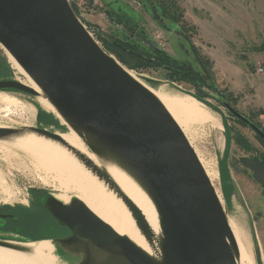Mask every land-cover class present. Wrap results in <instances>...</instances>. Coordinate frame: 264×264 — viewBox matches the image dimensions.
<instances>
[{
    "label": "water",
    "instance_id": "95a60500",
    "mask_svg": "<svg viewBox=\"0 0 264 264\" xmlns=\"http://www.w3.org/2000/svg\"><path fill=\"white\" fill-rule=\"evenodd\" d=\"M0 45L89 150L119 164L156 208L162 232L158 258L117 233L83 201L74 198L64 204L51 194L46 209L72 232L57 243L81 256L79 264H238L239 248L226 211L183 131L162 102L99 46L69 0H0ZM177 89L221 115L225 149L219 176L231 209L235 184L229 165L233 144L229 119L207 98ZM0 90L39 96L14 79H1ZM224 106L264 141L263 130L229 104ZM25 131L75 152L60 132L41 126L0 128V140ZM75 154L129 206L152 245L141 211L105 171ZM8 242L0 240V247L10 248ZM256 261L263 264L258 251Z\"/></svg>",
    "mask_w": 264,
    "mask_h": 264
},
{
    "label": "rangeland",
    "instance_id": "374dc122",
    "mask_svg": "<svg viewBox=\"0 0 264 264\" xmlns=\"http://www.w3.org/2000/svg\"><path fill=\"white\" fill-rule=\"evenodd\" d=\"M69 1L72 6H75L76 14L79 17L81 15L82 23L103 50L102 42L97 35L98 31L120 39H129L134 34H142V37L136 36L132 40L135 42L143 40L141 42L143 48H149V42H154L172 58L180 61L187 60L197 70L209 73L213 85L226 96L233 98L229 105L234 110L251 118L254 124L264 126V115L259 113L264 110V72H258L259 67L262 66L264 69V52L257 51L264 44V0ZM175 2L178 5V10L174 6ZM162 5L166 11L168 10L174 15V19L163 17ZM132 26L137 27V30L130 31L129 27ZM1 58H5L12 71L9 79L25 84L29 82L28 77L9 63L6 51L0 45ZM119 64L134 78L155 90L180 92L177 88H183L195 92L190 84L170 81L167 72L162 69L137 72L129 70L120 62ZM224 82H257L261 94L260 99H254L250 89L234 95ZM205 92L210 94L207 99L226 113L233 129L229 165L235 192L231 209H228L225 202L223 208L226 211L233 235L235 234L237 239L239 237L238 241L241 242L248 255L250 261L248 264H257V251L261 254L264 264L262 177L256 175L242 163L243 158L252 154L243 150L240 144L235 143V137L242 135L260 152H264V150L256 140L254 131L250 127H244L238 118L229 113L223 102L219 100L218 94L208 90ZM38 97L14 90H0V126L14 129H22L24 126L40 127L38 112L47 111L38 103ZM206 109L216 120L220 121L221 125L218 126L219 124H215L211 120L194 124L191 143L198 147L207 159H211L219 175V160L225 149L222 118L215 111L207 107ZM52 115L57 119L54 114ZM57 120L60 126L48 129L60 133L68 131L67 128L63 129L65 127L59 119ZM0 168L10 177L15 191V198L9 203H6V197L0 194L1 207H11L17 204L28 206V193H31L32 190L34 192L41 190L52 194L60 201L68 198L74 199L71 192L59 187L53 179L34 171L24 157L21 158V161L11 160L10 165L4 163L0 158ZM217 187L222 193L220 176ZM0 240H9V238L4 239L0 236ZM62 264L64 263L62 262Z\"/></svg>",
    "mask_w": 264,
    "mask_h": 264
},
{
    "label": "bare ground",
    "instance_id": "6f19581e",
    "mask_svg": "<svg viewBox=\"0 0 264 264\" xmlns=\"http://www.w3.org/2000/svg\"><path fill=\"white\" fill-rule=\"evenodd\" d=\"M6 57L17 71L28 77L29 82L26 85L39 93L37 100L40 106L45 111L54 114L63 126L68 127L54 106L45 98L37 84L7 51ZM129 74L133 77L131 73ZM140 83L143 84L142 82ZM143 85L162 102L183 131L215 189L221 205L224 207L225 201L223 195L217 187L219 175L211 159H207L205 154L201 153L199 148L191 143L193 141L192 127L194 124L205 123L211 120L220 126V121L216 120L204 105L190 96L181 92H167L162 89L155 90L145 84ZM0 128L4 127L0 126ZM24 128H29V126H24ZM61 136L75 152L57 142L25 131L21 134L0 140V158L4 163L10 165L11 160L21 161V158L24 157L34 171L53 179L56 184L58 183L59 187L71 192L74 198L83 201L93 213L113 227L117 233L129 237L149 255L155 258L160 257L159 240L162 232L159 218L153 202L145 191L119 164L107 157H100L92 153L87 147L86 142L70 127H68V131L61 133ZM75 153L84 156L97 168L105 171L141 211L150 228L152 245L148 243L143 235L129 206L117 193L110 189L104 180L99 179ZM0 194L6 197V203H9L15 198L12 181L2 168H0ZM70 200L71 198H68L61 200V202L69 204ZM234 237L239 248L237 263L248 264L250 262L248 255L241 245V242L238 241L239 237L238 239L236 236ZM8 241L7 244L10 248L0 247V264H62V261L55 252V247L49 240L25 243L18 242L15 238H9Z\"/></svg>",
    "mask_w": 264,
    "mask_h": 264
},
{
    "label": "trees",
    "instance_id": "16d2710c",
    "mask_svg": "<svg viewBox=\"0 0 264 264\" xmlns=\"http://www.w3.org/2000/svg\"><path fill=\"white\" fill-rule=\"evenodd\" d=\"M175 8H177V3H174ZM73 10L76 12L75 6H72ZM162 5V15L167 19H174V15L163 8ZM178 10V8H177ZM168 13V14H167ZM159 22H161L159 20ZM130 31L137 30V27H129ZM98 38L101 40L104 50L111 56H114L124 67L132 71H145L151 69H162L167 72L168 79L174 83H187L190 84L198 96L200 97H210V94L206 93L205 90L214 92L218 94L219 100L223 104L231 105V96H226L223 92L219 90L211 82L210 74L203 73L197 70L189 61H180L172 58L164 49L154 42H149V48H143L141 42H135L132 39L136 36L142 37V34H134L129 39H120L112 35H105L98 31ZM257 51L264 52V44H262ZM12 71L7 64L5 58L0 59V80L9 79ZM16 91V90H14ZM260 115H264V110H261ZM251 121V118H248ZM240 124L244 127H249L248 124L239 120ZM252 122V121H251ZM38 123L43 128L59 127L60 123L52 114H48L44 111L38 112ZM257 126L263 130L264 126L262 124H257ZM65 127V126H64ZM66 130V127L63 128ZM232 132L233 129L231 128ZM256 140L259 142L264 150V141L256 135ZM235 143L240 144L248 153L252 155L243 158L242 163L251 169L256 175H261V184L264 189V152H260L255 146L244 136L239 135L235 137ZM1 210V209H0ZM7 227V226H6ZM5 229L0 227V230ZM6 239V238H4ZM38 240V239H36Z\"/></svg>",
    "mask_w": 264,
    "mask_h": 264
},
{
    "label": "flooded vegetation",
    "instance_id": "af4514ba",
    "mask_svg": "<svg viewBox=\"0 0 264 264\" xmlns=\"http://www.w3.org/2000/svg\"><path fill=\"white\" fill-rule=\"evenodd\" d=\"M28 194V206H0V227L5 228L0 230V236L20 241L49 240L64 264H79L81 256L68 253L57 243L59 239L70 237L72 232L46 209V201L51 194L41 190H32Z\"/></svg>",
    "mask_w": 264,
    "mask_h": 264
},
{
    "label": "crops",
    "instance_id": "0c3cea01",
    "mask_svg": "<svg viewBox=\"0 0 264 264\" xmlns=\"http://www.w3.org/2000/svg\"><path fill=\"white\" fill-rule=\"evenodd\" d=\"M234 95L242 93L244 90L250 89L254 99H260V90L257 87V82H224Z\"/></svg>",
    "mask_w": 264,
    "mask_h": 264
},
{
    "label": "built area",
    "instance_id": "2783aa9c",
    "mask_svg": "<svg viewBox=\"0 0 264 264\" xmlns=\"http://www.w3.org/2000/svg\"><path fill=\"white\" fill-rule=\"evenodd\" d=\"M78 16V15H77ZM79 17V16H78ZM80 19H81V15H80V17H79ZM258 72L259 73H262V72H264V69H263V67L261 66V67H259L258 68Z\"/></svg>",
    "mask_w": 264,
    "mask_h": 264
}]
</instances>
